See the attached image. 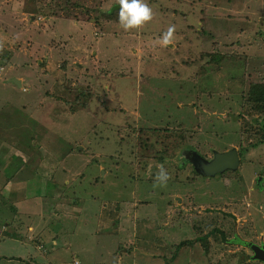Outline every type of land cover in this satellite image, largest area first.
I'll use <instances>...</instances> for the list:
<instances>
[{
  "label": "rangeland",
  "instance_id": "rangeland-1",
  "mask_svg": "<svg viewBox=\"0 0 264 264\" xmlns=\"http://www.w3.org/2000/svg\"><path fill=\"white\" fill-rule=\"evenodd\" d=\"M185 1L193 20L189 24L175 20L185 30L181 32L184 35L166 46L169 54L158 53L166 57L164 60L153 59L152 63L144 55L133 57L132 50L138 45L132 47L135 41L130 34L141 32L140 27L125 31L115 17L99 16L102 10H111L118 0H0V166L8 177L6 186L0 189V248L5 256H10L1 257L0 264H28L15 258H25V249L10 247L19 239L16 228H7L12 215L18 217L19 225L30 218L29 207L36 210L37 218L42 216V204L35 202L37 193L49 199L55 190L59 197L56 203L71 210L74 197L68 194L69 197L61 198V184L88 188L92 177L99 180L97 187L90 188L100 194L98 201H93L92 215L78 216L87 223L82 228L86 232H79L76 239L87 250L86 261L81 260L84 264H94L88 260L91 257L96 264H111L112 260L114 264H143L144 253L134 248L135 261L133 255L124 251L130 243L129 235L141 236L155 230L152 216L164 221L157 225H165L161 231L167 241L162 242L157 237L158 230L154 231L155 240L149 249L161 252L165 258L175 256L171 264L259 263L250 258L252 252L246 244L264 243V112L254 107L256 103L248 99V94L251 89H258L255 83H264V0ZM97 16L99 21L95 24ZM161 24L155 20L151 27ZM145 26L150 25L142 28ZM125 68L126 74H133L132 79H124V85L131 82L128 89L109 85L110 74L122 75ZM155 68H161L159 75L153 72ZM150 73V81L161 77L156 84L155 80L138 81ZM13 78L20 80V87L11 81ZM137 96L145 110L140 103L136 111ZM128 98L132 107L125 103ZM121 109L126 112L121 114ZM104 113L112 115L105 122L97 120ZM138 113L142 116L140 125L146 128L141 141L136 145L138 140H132V147L131 141L117 144V138L135 124ZM106 127H110L106 133L115 144L112 148H107V142H99L106 136L93 139ZM75 133H80V137ZM236 134L248 138L246 160H239L236 172L229 173L228 179L222 176L215 184L211 178L196 181L197 177L189 176L186 185L174 181L161 185L154 180L158 165L186 175L196 167L189 164L191 154L205 155V159L213 148L221 149L223 143L236 148ZM258 134L262 138L256 139ZM73 136L85 142L91 140L85 147V164L66 158L67 143ZM96 143L97 148L91 152L90 147ZM138 152L142 158L136 160L134 154ZM92 158L98 161L93 163ZM143 161L148 163L149 172ZM86 165L93 166L92 171L86 172L81 184L69 179L79 175V168ZM197 170L206 172L202 163ZM146 176L153 181L148 182ZM259 177L263 197L257 199ZM3 184L2 176L0 185ZM17 186L24 187L23 194L28 199L24 200L26 209L22 207L18 214L13 212V200L19 196ZM176 190L182 200L168 206L170 199L176 197ZM140 200L146 203L137 206L133 230L130 216H135L133 206ZM41 201L44 203L45 198ZM50 203L51 210L55 202L51 199ZM118 207L124 231L113 232L109 221L104 224L102 220H108L110 213L115 220ZM53 212L52 215L45 210L42 226L29 235H49L52 216L62 219V235H67V229L72 232L69 227L73 216L56 209ZM100 214L103 219L97 220ZM214 226L223 235L207 234L206 240L197 239ZM6 234L11 237L6 238ZM66 242L58 249L68 250L71 244L64 245ZM135 242L148 248L143 242ZM53 244L46 238L40 241L38 252H34L38 264L49 262L46 256ZM118 244L125 247L120 250ZM102 249L110 257H97ZM117 252L125 256L115 255ZM54 253L60 254L58 250ZM76 253L73 250L60 262L74 260ZM162 255L155 257L160 259Z\"/></svg>",
  "mask_w": 264,
  "mask_h": 264
},
{
  "label": "trees",
  "instance_id": "trees-1",
  "mask_svg": "<svg viewBox=\"0 0 264 264\" xmlns=\"http://www.w3.org/2000/svg\"><path fill=\"white\" fill-rule=\"evenodd\" d=\"M150 1V2H149ZM148 1V3H149V6H150V8L152 9V12H153V16H152V19L150 20V21H148V22H146L144 25H150L148 28L145 26L144 28H142V26L140 27L142 30H141V32L139 31L138 33H144V34H148V35H150V36H147V37H145L146 38V41L145 42H147V40H149L147 43L149 44V46H148V48H150L151 46H154V48L155 49H149V51L150 52H155L154 54H156V55H160V54H163V53H165V54H169L168 53V50H167V48H166V46H162L161 45V43H160V39H161V36H162V34L164 33V32H166L167 31V29L169 28V26L170 25H175V29H174V32H173V38L172 39H176L177 41H178V39H179V37H181V36H183L184 34L183 33H181V32H184L185 30H182L183 28L182 27H180V26H177L176 24H175V20L176 19H181V20H183V21H185L187 24H189L190 23V21H192L193 20V18H191L190 17V14H189V10H186V9H188V7H190L187 3H186V1L185 0H156L155 2H153V0H149ZM205 6V4H203V7ZM202 6H201V8H203ZM118 8H119V5L118 6H115V8H112V11L111 12H106V11H101V14L99 15V16H101V18H104V19H111L112 17H115L114 19H115V21H118V17H116L117 16V13H118ZM200 8V9H201ZM181 10H183V14H182V16H181V13H182V11ZM109 11V10H108ZM180 11H181V13H180ZM154 12H155V19H154ZM162 15H161V14ZM185 14V15H184ZM168 18H167V17ZM163 17H165V18H163ZM155 20H159L162 24L161 25H159V26H157V27H151V22H153V21H155ZM99 21V17L97 16V18L95 19V21L93 22V23H97ZM150 22V23H149ZM92 23V24H93ZM98 25H100L99 23H98ZM152 30H154V31H152ZM129 31V30H128ZM154 32H156V36L154 35ZM176 42V41H175ZM136 44V41L134 42V45ZM170 44V43H169ZM159 47V49H157L156 47ZM158 53H160V54H158ZM133 57H135L136 59H137V55H133ZM146 57V56H145ZM147 59H150V60H152V63L154 62V60L153 59H158V58H152V57H146ZM166 57H163V60L165 59ZM125 64V63H124ZM124 66V65H123ZM122 66V67H123ZM125 71H126V68H125V70L122 72V75L121 74H119V72H114V73H111L110 74V78L108 79L107 78V81H108V83H109V85H111V84H116V85H118V86H122L123 87V89H128L127 88V86H130V84H131V82H128L127 84H123V82H124V79H132L133 78V74L132 73H129V74H126L125 73ZM161 71V68H159V69H154L153 70V72H155V73H158V75H159V72ZM150 76H151V73L150 74H147V77L146 78H138V81H140V80H146L147 82H152V81H154L155 82V84L160 80V78L161 77H159V78H156V79H154V80H152V81H150ZM164 76H169V74L168 75H164ZM150 83L148 84V86H150ZM256 84V87H258V89H251L250 91H249V94H248V99L250 100V101H252V102H254V103H256V105H254V107L256 108V109H259L261 112H264V83H261V84H258V83H255ZM137 89V88H136ZM129 94H131L132 96H133V94L131 93V91H129L128 92ZM127 93V94H128ZM137 95H138V93H137ZM137 97H139V96H137ZM143 97H144V95H143ZM140 98L141 97H139V99H138V105H136V111L138 110V106L140 105V103H142V102H140ZM125 103H126V105L127 106H129V107H132V105H133V102H132V100L131 99H126L125 100ZM143 104V103H142ZM144 104H143V110H145L144 109ZM258 106H261L260 108H257ZM121 111V114H124L125 112H126V110L125 109H121L120 110ZM109 112H110V110H109ZM241 115H242V113H240ZM110 115H112V113H109V114H107V113H104V114H102V115H100L99 116V119L97 118V120H101V121H104L105 122V118H107V117H109ZM101 116H103V117H101ZM121 118H123V120L125 121V122H128L129 121V119L128 118H126V117H123V116H121ZM142 118V116L138 113V115L136 116V118H135V124L133 125V124H131V125H129V127H128V130L126 131V133H124L125 135L124 136H122V137H118L117 138V140L115 141L117 144H120L121 145V143L124 145L125 143H130V141H131V143H130V147H132L133 145H134V143H133V141L132 140H138L137 141V143H136V145L138 144V142H140L141 141V139L143 138L142 137V135H143V133L144 132H146V128L144 127V126H141L140 125V123H139V120ZM130 122V121H129ZM128 122V123H129ZM110 129V127H106V128H104V129H100L99 130V134L97 133L96 135H95V137L93 138V139H96L97 138V135H99V136H106V138H105V140H103V139H99V142L101 141H103L104 143L105 142H107V144H106V146H107V148H112V147H114V143L112 142V141H110V138L108 137V135H107V131ZM131 129H133L132 131H131ZM151 130H152V128H150ZM35 129L32 127V129H31V131H34ZM136 133V134H138L139 136H136V137H132V135L130 134V133ZM34 134H37L38 132L37 131H35V132H33ZM75 134H77V135H79V137H80V133H75ZM232 134H233V136H235V134L232 132ZM74 137V139H70V141H69V143H67L68 144V149H67V152H66V158H72V160L73 161H75L77 164L79 163V164H85L86 162H85V160H86V146L87 145H89V142L91 141L90 139H88L86 142H85V140L84 139H76L75 137L76 136H73ZM236 137H237V140H236V144L238 145V146H236V150H237V154H238V156H239V159H240V161L241 162H244V161H242V158L244 157V160H246V149H247V146H248V144H247V140H248V138L247 137H241V136H239V135H237L236 134ZM108 138V139H107ZM258 138H262V136H260L259 134H258V137L256 138V139H258ZM92 139V140H93ZM123 139V140H122ZM129 139H131V140H129ZM261 140V139H260ZM95 141V140H94ZM259 141H257L256 143H258ZM84 144V147L82 146ZM97 143L95 144V145H93L92 147H90L91 149H90V151L91 152H94L93 151V149L92 148H94V147H96L97 148ZM254 145V144H253ZM78 146H80L81 148L80 149H78ZM222 146V148L221 149H218L217 148V152H223V151H226V150H228V149H230V148H232V145H229V146H226L224 143L221 145ZM129 147V146H128ZM95 148V149H96ZM215 148H213L212 149V151L214 150ZM113 152H116V150L115 149H113ZM193 155H196V154H194L193 153ZM134 156H136V160L139 158V159H141L142 158V153L141 152H138V154L137 153H135L134 154ZM202 157H205V155H201ZM109 157V156H108ZM176 157H177V159L179 160V156H178V154H176ZM93 160L91 161V162H97L98 160H97V158H92ZM136 160H135V162H136ZM163 160L162 159H160V162H162ZM143 163H144V165L145 166H147L148 165V163L147 162H144L143 161ZM92 167L93 166H88V165H86V166H84V167H80L79 168V172H80V174L79 175H73V176H71V177H69V179H72V181H76L77 180V182H79V184H81L83 181V178H84V175L86 174V172H90V171H92ZM149 167L147 166V171L149 172V169H148ZM151 168V167H150ZM236 172V170H225V173H227V174H234ZM153 174H156V172H153ZM2 176H3V179H4V184L3 185H0V189H2L3 187H5L6 186V182L8 181V177L6 176V174H5V172H4V170H2L1 169V166H0V179L2 178ZM8 176L10 177V175L8 174ZM122 176V175H121ZM131 177V176H130ZM129 177V178H130ZM197 177V176H196ZM10 179V178H9ZM23 179H25V178H23ZM92 181L91 182V184L89 183L88 184V188H86V187H77V186H75V185H73V184H71V183H63V185L61 184V187L59 188V195L61 196V198L62 197H64V196H67V197H69V195L68 194H70V197H74L73 199H72V206H71V210H70V208H68V209H64V208H62L60 205H58L56 202L59 200V197H57V195L56 194H58V191H56L55 190V193L53 194V201L55 202V204H54V209H56V210H58V211H60L61 213L62 212H65V213H67V214H71L72 216H73V220H72V222H71V224H70V227H69V229L71 230V231H73L74 230V228H75V223L77 222V220H78V216L80 215V214H82V215H85V216H90V215H92V208L93 207H95V205H94V200H96V201H98V198L97 197H99V193H97V192H94L93 190L94 189H90L91 187H97V185H98V183H99V180H98V178L97 177H92V179H89V181ZM148 182H152L153 180L151 179V177L150 176H147V179H146ZM78 184V185H79ZM257 188H259L260 189V191L259 192H256L257 194H256V197H257V199H259V198H261V197H263V196H261V191H262V186L261 185H259V186H256ZM15 188V187H14ZM13 188V189H14ZM23 189H24V187H22ZM22 188H20V187H18L17 186V191L19 192V195L21 196V195H24L23 194V190H22ZM13 190L11 189L9 192H12ZM176 192H179L178 190L176 191ZM38 194V199L37 200H35V202H38L39 201V203H41L42 205H40V206H42L41 207V211H42V219H41V222L43 221V218H44V215L46 214L45 213V210H47L48 212H49V209H50V201L48 200V198L47 197H44V196H42V195H40L39 193H37ZM1 196H3V190L1 191L0 190V197ZM43 198H45V202L44 203H42V197ZM18 197V196H17ZM16 197V198H17ZM25 197V196H24ZM39 197H41V200H39ZM126 197L128 198L129 197V195H126ZM16 198L13 200L14 201V203H15V201H16ZM55 198V199H54ZM27 199V198H26ZM173 199H170V201H172ZM168 202L167 203V205L169 206L170 205V203L171 202ZM80 202V203H79ZM78 203H79V205H78ZM144 203H146V202H142V200H140L135 206H133V208H134V210H135V216L133 217V216H130L129 214H128V216H130V220H131V224L130 225H132V229L134 230V219H135V217H136V214H137V206L139 205V204H144ZM44 205H47V208L46 209H44L43 208V206ZM49 205V206H48ZM19 209H21V205H15L14 206V209H13V212H17ZM119 211H120V209H119V207H118V209H117V212H116V215L119 213ZM15 216V215H14ZM13 215H12V217H14ZM100 216V218H97V220H102L103 218H101V214L99 215ZM110 216H112V217H114L111 213L107 216V217H109V219L108 220H102L103 221V223L105 224V223H107L108 221L110 222H108V224H109V226L111 225L112 226V230L111 231H113V232H118V230L117 229H120V231H124V228L122 229V227H123V223L122 222H120L121 220V216L119 217V215H117V217L115 218V220L114 219H112V218H110ZM57 220L54 222V219H53V223L55 224V226L57 225V227L58 226H62V219L61 218H56ZM29 220L30 221H36L37 220V218H33V217H30L29 218ZM96 220V221H97ZM112 221V222H111ZM151 221H155L156 222V228H155V230L154 231H157V230H162L163 228H165V225L164 224H160V225H157V222H158V220L157 219H152ZM20 222V221H19ZM161 223H163L164 221L163 220H161L160 221ZM26 223V222H25ZM25 223H23V222H21V225H19L21 228L22 227H25L24 226V224ZM39 225V224H38ZM51 225H53V224H51ZM119 227V228H118ZM169 227H170V225H169ZM60 228V227H59ZM218 226H214V227H212V230L210 231V232H206L204 235H206V234H213V233H220V234H222L223 235V232H222V230L221 231H219L218 229ZM73 229V230H72ZM143 230V229H142ZM153 231V232H154ZM78 232V231H77ZM84 232H86L85 230H84ZM150 233V234H143V235H141V236H138L137 234H134V233H132L131 235H129L128 237H129V239H130V243L127 245V247H125L124 245H120V244H118L117 245V248H118V246H119V249L121 250L123 247H125V253H127V254H129V255H133L134 256V260L136 259V256H135V252L137 253V251H142L141 250V248L139 247V245L138 244H136L137 242H135V241H140V240H142V239H145L146 241H144V242H146V243H148L149 241H147V240H149L150 239V237L152 238V236H153V234L154 233ZM129 233V232H128ZM128 233H127V235H128ZM81 234V233H80ZM80 234H78V236L80 235ZM62 236V235H61ZM131 236V237H130ZM50 237L52 238V237H56L57 239H59V231H58V229L57 228H52V231H51V235H50ZM80 239H81V237H78V240L80 241ZM26 244H30V241H28L27 239H25V245ZM61 244V241H59L58 240V243L57 244H55V245H52L53 246V249H52V251H55V250H58V251H60L61 249H58V246ZM82 245H81V243H79L78 241L75 243V245H73V242L71 243V248L70 249H68V250H66L61 256H57V258L56 259H61V260H64L65 258L67 259V257L66 256H68V254L70 253V252H72L73 250H76V248L77 247H81ZM134 248L137 250V251H134ZM79 254V253H78ZM28 256H26L25 258H23V257H20V256H17V257H15V258H17V259H19V260H22V261H26L25 259L27 258ZM71 257V256H70ZM174 257L175 256H171V257H166L165 258V256L164 255H162V257L160 258L161 260H162V262H163V264H170V263H172L173 262V259H174ZM52 259V258H51ZM72 260V259H71ZM55 261H60V260H55ZM27 262V261H26ZM257 262H259L258 264H262L260 261H257ZM49 264H52V261H49L48 262ZM80 264H81V261L79 262ZM254 264V263H253Z\"/></svg>",
  "mask_w": 264,
  "mask_h": 264
},
{
  "label": "clouds",
  "instance_id": "clouds-1",
  "mask_svg": "<svg viewBox=\"0 0 264 264\" xmlns=\"http://www.w3.org/2000/svg\"><path fill=\"white\" fill-rule=\"evenodd\" d=\"M118 5H119L118 13H117L118 22H119L120 27L123 30H125V31L131 30V29H137V28L141 27L146 22H148V21H150L152 19L153 12H152V9L147 4L146 0H118V3L113 5L112 8H115V6H118ZM104 11L111 12L112 9L109 10V11H108V9H104ZM174 29H175V25H170L169 28L167 29V31L162 34L161 39H160V43H161L162 46H167L169 43L172 42ZM214 151H216V150H213L211 156H209V158H205V159L202 156H197V155L191 154L192 161L189 164H190L191 167L192 166H196V167H195V170H192V171L189 170V172L186 175H184L183 172H179L177 169H171V170L170 169H165L162 164L158 165V169L159 170L156 172V174L154 176V180L156 182L160 183L161 185L165 184L167 181H174V182L184 183V185H186L187 178L189 176H191V177H196L197 176L196 181L200 180L202 177L203 178H211V180H213L215 184H216V182L219 179L222 178V176H224V179H228V177H227L228 174L225 173V170H234V169H224V170L216 169V170H212V168L209 169V167L207 166V163L213 158V152ZM237 156H238V154H237ZM239 160L240 159H239V156H238V166H239ZM199 163H202L204 165V167L206 169L205 173L198 172L197 166H198ZM184 168L185 167H183L182 170ZM139 170H143V169L139 168ZM182 170H180V171H182ZM136 173H134V174H136ZM133 178H135V175L133 176ZM260 178L261 177H259L258 181L256 182V186H259V185L262 186V183L260 182ZM228 183L230 184V181H228ZM176 191H175V193L177 195L172 201H178L179 199L182 200V198L180 197V192H176ZM259 191H260V189L256 187V192H259ZM50 199L51 198H49L48 200L50 201ZM172 201H170V202H172ZM137 202H139V201H137ZM53 209H54L53 207H52L51 210L49 209V213L52 214V215L54 214ZM54 218H55V216H52L51 219H50L51 231H52V228H57L58 231H59V236L60 237H67V235L72 234L71 237L74 238V235H73L74 231H78V228H83L87 224V223L84 224L83 221L80 218H78L77 222L75 223L74 230L72 232H70L67 229V235H62L63 234L62 226H58V227H57V225L55 226V224L53 223V219ZM152 218L153 219H157V217H155V216H152ZM157 220L161 221L160 219H157ZM51 224H53V225H51ZM166 226H169V225H166ZM35 230H38V228L36 227ZM176 230H180V228L179 229L177 228ZM213 234H216V233H213ZM50 235H51V232H50L49 235H47L45 237L41 233H40V235L38 237H36V235L33 234L32 235V237L34 239L33 242L39 244L40 241H42V240L44 241V238H46L47 241L53 242L54 243L53 245L57 244L58 243V239L56 237H52L51 238ZM197 239L200 240V241L206 240L207 239V234L199 236ZM59 241H61V244H62V240H59ZM249 244H254L256 246H264L263 242H259L258 244L253 243V242H250V243L247 242L246 246L250 247ZM251 252H252V250H251ZM252 254H253V252H252ZM75 259L77 261H79V259H77V258H75ZM253 261H256V260H253ZM70 262H74V260H71ZM75 263H77V262H75ZM248 264H251V263H248Z\"/></svg>",
  "mask_w": 264,
  "mask_h": 264
},
{
  "label": "crops",
  "instance_id": "crops-1",
  "mask_svg": "<svg viewBox=\"0 0 264 264\" xmlns=\"http://www.w3.org/2000/svg\"><path fill=\"white\" fill-rule=\"evenodd\" d=\"M147 36H150V35L144 34V33H141V34L138 33L136 35L135 34H132V35L130 34V37H134L133 39H134V41H136V44L135 45H138V46H135L136 49L132 50V52H134L135 55H138V56L144 55L146 57H152V58L155 57V58H158L159 60H163V57L164 56H159V55L154 54L155 52H150L149 51V48H148L149 44L147 43L149 40H147V42H145L146 41V38L145 37H147ZM175 41H176V39H172V42L173 43ZM132 47L134 48V44H133ZM143 51H146V53H143ZM145 104H146V102H145ZM20 188H22V187H20ZM22 190H23V188H22ZM24 196L25 195H21V196L19 195L16 198V201H15L16 205H20L21 203H24V200H27L28 201V199L25 198L26 196L25 197ZM51 199H52V202H54L53 201V197H51ZM51 199H50V201H51ZM57 202H59V201H57ZM39 205H40V203H39ZM22 207H24L26 209L27 206L24 203V205L21 206V210H22ZM29 208H30V212H28V214L30 215V217L37 218L36 217V213H35L36 210L34 208H32V207H29ZM19 212H20V209L16 212V214H18ZM41 219H42V216H39L36 221H30L28 219L26 221V223L24 224L25 227H22V228H20V226L18 225L19 224V221H18V217H16V216L11 217V222H7L6 223L8 225L7 228H10V229L11 228H16L19 231V235H18L19 236V239L14 244L10 243L11 244L10 247H17V248H23V249H25V252L28 253V255H26V256H28L27 257L28 260L25 259L28 264H38L35 261V258L37 256V253H34V252H38L37 248L39 249V247H38V244L37 243H34L33 242L34 239H33L32 235H29V234H30V232H34V230H35V228H36V226L38 224H39L38 227H37L38 229L42 226L43 221L41 222ZM56 220L57 219H56V216H55L54 222ZM4 230H8V229H6V227H5ZM41 230L43 231V228H41ZM81 231L84 232L82 228H78V232L77 231H74V234H73L74 235V238H72L70 235H67V237H59L58 240H62V244H63V242H65V240H68L69 244H71L73 242V245H75L76 239H77V236H78V233L81 232ZM5 237L6 238H9L11 236H7V234H6ZM157 237L162 242H166L167 241V238L162 233L161 229L158 230ZM25 239H27L28 241H30V244H26L25 245ZM154 240H155V238H153V237L151 238L150 237V239L147 240V241H149L148 243L144 242V241H146L145 239H142V240L139 241V242H143V243H145V244L148 245V248H142L141 246H139L141 248V250H142L141 252L145 254V256L142 259L143 260V264H161L162 263V261L158 257H155V256L162 255V253L161 252H152L149 249L150 243H152ZM68 242H66V243H68ZM66 243H64V245ZM136 244H138V243H136ZM70 248H68V249H70ZM65 251L66 250L61 249L59 251L60 254L59 255H56L54 253V251L51 250L47 254L46 260H48V261H51L52 260V264H63L62 262L55 261V260H61V259H56V258H57V256H61ZM75 251L77 252L76 253V256H77L78 253L80 255L79 256V258H80L79 261H81V260L86 261V256L88 257V254H86L87 250L84 247H82V246L81 247H77ZM118 253H119L120 257H122V255L125 256V253H120V252L115 253V255H118ZM3 256H5V255L2 253V249L0 248V258L3 257ZM76 256H75V258H76ZM98 256L102 260H104L107 257H110L109 255H106L105 253H103V249H102V251L99 254H97V257ZM5 257H7L8 259L10 258V256H5ZM111 259H113V258L111 257ZM88 260L90 262H93L94 264H96L95 263V260L93 259V257L88 258ZM175 260L176 259H174L173 262ZM7 261H9V260H7ZM79 261H77L76 259H74V262H68L66 264H80V263H78ZM84 261H81V264H84ZM135 261H136V259H135ZM75 262H77V263H75ZM102 262H105V261H102ZM46 264H49V263H46ZM90 264H92V263H90ZM104 264H108V263H104ZM111 264H114L113 263V260H112V263ZM135 264H138V263L136 262ZM190 264H197V263H196V261H192V262H190ZM198 264H204V263L199 261Z\"/></svg>",
  "mask_w": 264,
  "mask_h": 264
},
{
  "label": "water",
  "instance_id": "water-1",
  "mask_svg": "<svg viewBox=\"0 0 264 264\" xmlns=\"http://www.w3.org/2000/svg\"><path fill=\"white\" fill-rule=\"evenodd\" d=\"M16 86L20 87L21 82L19 79L13 78L11 80ZM238 164V156L235 148L223 152H213V158L207 163L209 169L212 170H224V169H235ZM249 248L252 250L251 255L252 260L260 261L264 264V246H256L254 244H249Z\"/></svg>",
  "mask_w": 264,
  "mask_h": 264
},
{
  "label": "flooded vegetation",
  "instance_id": "flooded-vegetation-1",
  "mask_svg": "<svg viewBox=\"0 0 264 264\" xmlns=\"http://www.w3.org/2000/svg\"><path fill=\"white\" fill-rule=\"evenodd\" d=\"M251 257V256H250Z\"/></svg>",
  "mask_w": 264,
  "mask_h": 264
}]
</instances>
